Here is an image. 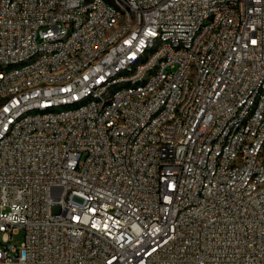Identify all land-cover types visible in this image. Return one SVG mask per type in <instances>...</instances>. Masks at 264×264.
<instances>
[{"label": "built area", "instance_id": "1", "mask_svg": "<svg viewBox=\"0 0 264 264\" xmlns=\"http://www.w3.org/2000/svg\"><path fill=\"white\" fill-rule=\"evenodd\" d=\"M0 264H264V0H0Z\"/></svg>", "mask_w": 264, "mask_h": 264}, {"label": "rangeland", "instance_id": "2", "mask_svg": "<svg viewBox=\"0 0 264 264\" xmlns=\"http://www.w3.org/2000/svg\"><path fill=\"white\" fill-rule=\"evenodd\" d=\"M24 236L25 232L23 229H19L14 235H13V241L17 246H20L24 242Z\"/></svg>", "mask_w": 264, "mask_h": 264}]
</instances>
